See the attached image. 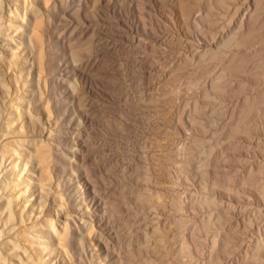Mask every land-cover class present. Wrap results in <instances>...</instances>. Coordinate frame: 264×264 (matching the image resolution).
<instances>
[{"label": "rangeland", "instance_id": "1", "mask_svg": "<svg viewBox=\"0 0 264 264\" xmlns=\"http://www.w3.org/2000/svg\"><path fill=\"white\" fill-rule=\"evenodd\" d=\"M7 1L8 2L6 3H9L12 6L15 0ZM188 1L191 2V4H189ZM188 1L39 0L36 4L38 6H35L33 0H31L30 2V5L35 7L40 6L42 12L44 11L42 15L44 19V27L46 29V33L49 34H46L47 38H44V44L47 48L44 53V63L40 62L39 58H37V52L35 50L30 51V49H26L25 47L24 53L21 54V56H28L34 61L32 64V69L26 72V74L29 73L27 77L28 80L24 81L23 84H26L34 89L36 87L37 80L39 81L38 87H40V90L45 96L43 98L45 104L41 111L42 120L47 127L49 140L51 141L50 143L52 145H57L62 152V158L59 160V162H57L56 165H52V163L50 162V166H48V172L46 173L44 179L45 185L43 186V189L45 195L43 206L45 217L50 222V219H55L54 214L56 212L64 210L65 206L72 208L71 203L76 199V197L81 196V194L85 195V191L87 188L94 187L95 189L94 194L92 195L93 199L89 198L86 200V207L88 208V210L93 212V214H91L90 222L93 226V229L98 232V236H100V239L88 237V232L86 231L81 235H74L69 246H67L65 243L58 245L56 242H54L55 250H58L60 254H62V258L66 261L67 264H86L89 259V255H86V252L89 248L94 249L95 247L98 248L97 252L101 254L100 262L102 264H156L157 262L158 264H197L198 262V264H264V250L253 248L256 247V242H264V213H262L264 212V204L260 202L262 199L264 200V191H261L264 190V112H261L262 107H264V99L259 97L260 95H262L261 92H264V59H261L263 60L262 62L259 58L260 56L261 58H264V54L262 53L264 51V22L261 21V19L259 21L256 20L259 19V15L260 18L264 17V7L261 6L264 5V1L260 0L263 4L261 2H256L259 0H251L252 2L246 0H239V2L238 0H231L232 3L230 0H221V3L217 0H213L214 2L211 0V2L213 3H211L209 0V2H207V0ZM222 1L225 4H229H224L225 6L223 7ZM203 2L205 5L206 3L207 5L208 3H211L210 5L212 6V8L209 5L208 7L210 9L208 7L207 8L211 13L213 12V15L215 14L216 16H211L212 14H210V12L206 10L207 5L205 6ZM255 2L258 5L257 11ZM197 3L200 5H197ZM219 3L220 5H222L220 6ZM177 4L179 7L177 6ZM193 4L195 5V7ZM233 4L235 5L233 6ZM259 5L261 6V8H263L260 9ZM227 6L228 8L231 7V11L229 12V14L226 13L228 12ZM232 6L238 10H236L235 8V10L232 9ZM246 6L249 12L251 11L250 8L253 9L255 7L253 10L255 13L253 11L250 13L248 12L251 17L250 15H247L248 13H246L248 11L247 8H245ZM183 8L185 9L184 11L182 10ZM197 8L202 10L200 11ZM141 9H143L144 11ZM192 9H195L197 12L195 11L194 14ZM213 9L217 10L214 12ZM175 10H178V13H176ZM180 10H182L181 12H183V15L185 14L184 16L179 15V13H181ZM223 10L226 14L223 12ZM221 12L223 15L221 14ZM257 12L259 13L258 15ZM137 13H139L138 15H140L141 17L138 16ZM200 13L203 14L202 17L199 15ZM205 13L208 14L205 15ZM216 13H218L219 15ZM252 15H254L253 17L255 18V20H252ZM205 16L208 17L205 19ZM219 16L220 18L218 19ZM142 17L144 19H142ZM184 17L188 18V21H186L187 19L184 20ZM200 17L201 19H199ZM216 18L218 22L215 20ZM242 18L244 19L242 20ZM246 18H252L251 24L247 23L248 20ZM45 19H47V21H45ZM190 19H195L199 25L195 23V20L192 21L195 24L190 23ZM210 19L214 21L211 22ZM229 19H231L230 22H228ZM240 19L241 22L243 21V25L241 24L242 27L249 26V29L252 31L251 33L248 34V32H250L247 30L248 28L244 30V32L247 33L246 35L245 33H241V25L239 24L241 23ZM223 20H226L227 22H224ZM141 21L144 22L142 23ZM205 21H207V23ZM260 21L261 23L263 22V26H261L260 24L263 29L258 26ZM213 22H215V24ZM248 22H250V20ZM17 23L20 22L18 21ZM204 23H206L208 27ZM254 23L255 26L252 27ZM188 24L190 26H188ZM217 24H220V26H217ZM250 25L252 28L250 27ZM195 26H197L198 28ZM141 27L147 28L141 29ZM213 27L216 28L214 29ZM220 27L223 28L221 29ZM237 27L240 28L238 29ZM254 27H257L258 32L259 30H262L263 32L260 31L262 34L260 32V34H256L257 31L254 30ZM236 28L237 33H241L240 35H238L239 33L236 34V36L238 35L241 38L234 36V32H230L231 29L232 31H234ZM13 29L16 30L15 27H7L6 23L0 24V42H2L3 38H5L3 33L10 35L15 34ZM146 30H148L149 32ZM226 31L229 33L226 34ZM208 32L209 34H207ZM131 33L133 35L132 37ZM230 33L233 34L232 36H230L231 38L235 37V39L233 38V40H235V42L233 41V43H235L236 45V42H240V45L242 44L241 47H237L239 43H237L236 46L233 45L232 40L227 36L226 39L229 40H227L225 44V35L229 36ZM252 33H254V35H258V37L255 35L257 37L256 40H261L256 43V40L253 39L255 36ZM242 34L243 36H241ZM248 35L252 36L249 37ZM219 36L222 37V41L224 40V43L221 42ZM244 36H247L248 38ZM133 37H135V39ZM139 38L140 40H138ZM236 38L241 39V41H238L239 39H237L236 41ZM246 39H250V41H247ZM133 40L135 41V43L132 42ZM191 41H193V43ZM214 41H216V43ZM228 41H230L231 43ZM249 42H251V44ZM244 43L245 45H243ZM248 43L253 47L249 46ZM224 44L226 45V48H224ZM230 44H232L234 48ZM229 45L231 46V48ZM257 45L261 46L258 48ZM1 47L2 46L0 44V49ZM203 47L205 50L203 49ZM209 47L211 48V50ZM261 47H263V49ZM189 48L192 49V52H189ZM213 48L216 49L214 50ZM196 49H198V51H196ZM250 49L254 50V54L257 52L255 56L252 55L253 50L252 52H249L251 51ZM258 49H260L261 52ZM231 50H233L234 52H231ZM237 50H239L240 53L237 52ZM246 50L250 53L251 56L249 55V53H246ZM202 51L205 53L203 54ZM142 52H144L145 54H143ZM236 52L237 54L239 53L238 55L236 54L238 58L231 54H235ZM183 53H186V55ZM210 53L212 54L211 56ZM244 53L247 54L245 57L246 59H248H243V62L248 61L245 64H243L242 59H240L241 61L239 60V58H243L241 55ZM258 53H262V55ZM230 54L231 56H234V59H236L234 60L233 56L232 58L229 57V59H227ZM38 56H40V54ZM252 56H254V58ZM204 58L207 61H205ZM225 58L226 62L224 60ZM230 58L235 62L232 60L231 64H229V60H231ZM250 58L262 63H259L258 65L260 66H258L257 62H254L257 66L255 69L256 71L253 70L255 65L252 66L253 63L252 60H249ZM201 59H204L205 62H203ZM227 60L229 63H227ZM143 62H145V64ZM174 63L176 64L174 65ZM221 63L224 67H231V69L227 68L229 69L228 71L226 68H222ZM235 63L238 65H236ZM211 64L216 65L212 66ZM227 64H229L230 66H226ZM232 64L236 65V67L239 68L241 66L242 72L239 68L235 70V66H233ZM242 64L244 66L248 65V68L246 66L245 68H247V70L249 71H247L246 69L244 70L248 73L243 72L244 66ZM162 65L165 66L163 67ZM175 67L177 69L179 67L180 69L177 70ZM218 67H220L221 69ZM224 69L229 73L231 71L232 74H227V72L225 73ZM251 69L255 71V73ZM199 70H201V72ZM191 71L193 72V74ZM206 71H209V73ZM238 71L241 72L240 74L247 76L248 79L247 77H243L242 75L237 73ZM250 71L253 73H251ZM257 71H259V73L262 75L261 77L259 73V76L256 74ZM249 72L251 73V75L253 74V76H255L256 74L257 77L255 76V78L253 79V76H251ZM5 73V70L3 71V69L0 68V81H3L8 87L7 89L11 90L13 88V80L9 81V77ZM175 74L178 75L175 76ZM23 75L25 76V72L23 73ZM24 76L22 78H24ZM192 76H194L195 80ZM226 76L227 78H229V76L231 77L230 79H227ZM197 77L199 81L197 80ZM221 77L222 82L221 79L218 82V78ZM258 77H260L261 79ZM172 78H174V80ZM184 78L188 80H184ZM237 78L239 79L236 80ZM209 79L213 82L217 80V83H221L218 84L222 85L220 86L221 88L219 87L218 89L222 90L223 87H225L224 90H222L224 92L214 89L217 88L218 85H216L217 83L215 82V87V85H212L213 82ZM224 79H227V81H225ZM249 79H252L253 81L249 82ZM255 79H258L259 82H256ZM239 81H242L240 82L241 85H246L247 83L245 88L243 87V90H239V88H241L240 84L238 85ZM243 81L247 82L244 84ZM262 81L263 83L259 84ZM223 82L227 83L223 84ZM179 83L180 85L178 87ZM228 83H231L232 86L231 84L227 85ZM250 83L255 84L250 86L252 89L254 88V90L247 87L250 85ZM208 84L212 85L211 88L210 86H208ZM194 85H196V87H194ZM234 86H236V90ZM22 87L23 86L20 85L19 89L22 90ZM187 87L192 89L190 90ZM228 87L232 89V94H230L231 91H228L230 89ZM167 89L169 91H167ZM258 89L262 90H260L261 92L259 91V96L255 95V93L258 92ZM4 90V88L0 87V92H3ZM187 90H190V92H188ZM216 90L218 91V93ZM253 91H255V93ZM203 92L205 94L208 92L207 94L209 96L207 94V96H204V94L202 95ZM252 92L254 93V95L251 96L250 94ZM165 93L167 94L164 95ZM223 93H225L226 95ZM235 93L238 94L236 95ZM234 94L236 96H234ZM246 94V99H248V96V100L251 99L250 104L251 102H254L253 100H255L254 98L256 97V101L254 103H257V107L256 104H253L254 106L247 105L249 101L247 100V102L245 98V101L243 99H240L241 96L242 98L243 96L246 97ZM176 95H178V97ZM250 97H253V100ZM257 97L261 98L262 100ZM209 98L213 100H210ZM235 98L237 100L235 101L240 107H242L243 105L245 107L249 106V108L253 109L254 107L255 109L261 108V111L259 109L257 110L259 112L255 111V109H251L250 113H254V111L255 113L252 114V116L254 117L250 116V118L254 119L251 123V126L257 125V129L260 126L262 128L260 127V129L258 130H251L247 128L245 125L246 122H251V119L249 120L248 118V114L246 116L248 120L247 118L245 119L247 121L245 122V127L243 129L242 127L238 126L239 122L236 125H233L234 123H236L235 121H238L237 118H234L237 116L236 112L238 108H240L239 106H237V103L234 102ZM149 99L152 101L150 102ZM260 100L261 102H263V104L261 103L263 106L259 104ZM221 101L224 102H222L223 105ZM242 101L246 102L247 104H243ZM226 103H232V107L229 104L227 105ZM185 104L187 105L185 106ZM191 104L193 106H197L196 108H194L195 110L197 109L196 112L194 111ZM209 105L212 106L209 107ZM199 106H201V110ZM213 106L215 107L214 111ZM217 106L218 108H216ZM208 108L210 109L208 110ZM223 108L228 109L227 112L231 111L230 113L228 112V114H232L233 117L231 115H226L227 112L223 111ZM232 108H234L235 110H233ZM182 111H184L185 113L182 114ZM222 111L225 114H221L223 113ZM233 112L235 116L233 115ZM256 112L260 114L261 117L258 116ZM188 113L191 115H188ZM255 114H257L258 118H256ZM218 115H221L222 117H219ZM223 115L224 120L227 121H225V123L223 120ZM227 116L231 117H229V119L227 120ZM186 117L188 118V120H192L191 124L189 123L190 120L189 122L188 120H186ZM209 118H212V121ZM230 119H234V123L231 124V122L233 121H231ZM207 122L209 123L206 124ZM255 122L259 123L254 124ZM231 125H233V127ZM235 126H237V128L240 127V129L238 128L239 132L244 129H247L250 132H247L246 130V132L244 133L242 131L244 135H242V133L241 135H239V132L236 133L234 131V129L236 128ZM228 128H230L229 130L231 133L229 132V130L227 131ZM251 128L253 129V127ZM222 129H224V132L222 131ZM252 131L256 132L254 133ZM224 133L227 134L224 135ZM249 133L251 134V137ZM226 135H228L229 137ZM236 135L240 137L238 138ZM194 138L196 139L194 140ZM240 138H245L247 140H241ZM250 138L251 140H249ZM208 139L210 142L208 141ZM238 139L241 140L240 145L242 146L240 147V142L233 143L238 141ZM197 140L198 142H196ZM227 142L229 143V145L227 144ZM214 144L215 146H213ZM233 144L236 146L238 145L237 151L235 150L236 146H234ZM176 145H178L176 147L177 150H175L176 148L174 149ZM246 145L248 147L245 149ZM208 148H211L213 151L211 149L209 150ZM218 149L220 151H218ZM260 149H262V151ZM258 150L260 151V153ZM209 152L212 154H210ZM211 155L216 159H213ZM238 156L241 158L239 159ZM221 157H224L223 161L227 159V162H219L220 159H222ZM255 158H257V160ZM175 159L180 160L176 161ZM203 161L206 163H203ZM183 162L186 165H184ZM208 162H211L210 164L212 165L214 163V169L212 168V165L208 164ZM205 164L206 167H203V165L205 166ZM255 164L259 167H256ZM198 165L201 166L199 167ZM249 165L254 168L253 170L250 167L253 171L249 169ZM261 168L263 170H261ZM256 169H259L260 173L257 174L258 171H255ZM249 170H251L252 173ZM211 172H213L214 174ZM224 173L226 176L224 175ZM213 175H216L217 177ZM184 176L187 177L185 178L187 179L186 181L185 179H182ZM243 178L246 182V185L248 184L247 186H245ZM254 180L257 183H255ZM236 184L239 185V188ZM253 184L257 186L253 187ZM48 185H50V187ZM258 185L260 189L262 188L261 190H257ZM57 186L62 189L61 196L58 195V192L56 190ZM210 186L211 188H209ZM226 186L227 189L225 190ZM230 186L231 189L233 188V191L230 189ZM156 189L159 194L155 191ZM235 191L236 194L234 193ZM256 192H258V196ZM260 192L262 194H260ZM209 195L212 197V199ZM199 197H202V200L204 201L202 202L201 198ZM207 197L211 200H209ZM59 199L62 200V203L60 204H58ZM185 201L187 202L184 203ZM242 205H244V207ZM255 206H257L259 210L255 211ZM162 207L164 208V210ZM227 208L230 210H227ZM253 210L256 214L253 212ZM213 211L216 213V215L215 213L209 214ZM253 213L255 216L253 215ZM219 215L221 216L220 219ZM211 216L214 218H212ZM202 220L205 222L202 223ZM216 220L218 222H216ZM247 221H249L250 223H248ZM190 225L193 227H191ZM204 227L207 230H205ZM192 228L194 229L193 231ZM233 230L235 233L233 232ZM222 231L224 234L222 233ZM227 231H230V233H232L233 235L231 234V236ZM226 235H229L231 239H229V236L227 237ZM188 237L192 243L188 241ZM219 238L222 239L219 240ZM240 239H242L241 242ZM227 240L229 241L227 242ZM230 240L232 244H230ZM222 241L224 242V246L229 242V244L231 245H228V247L230 246V249L225 246L227 250H224L225 247L222 246V251H225L224 254H222L221 251L219 252V250L221 249V245H223ZM253 249L257 250L256 254ZM215 251L216 253L214 254L213 252ZM213 254L214 256L218 255L215 256L216 259H214L215 257L213 256ZM257 256L259 257V259H257ZM217 258H219V261L217 260ZM247 258H250L251 260H247ZM252 258H254L255 261L254 259L252 260Z\"/></svg>", "mask_w": 264, "mask_h": 264}, {"label": "bare ground", "instance_id": "2", "mask_svg": "<svg viewBox=\"0 0 264 264\" xmlns=\"http://www.w3.org/2000/svg\"><path fill=\"white\" fill-rule=\"evenodd\" d=\"M38 1L39 0H33V2L35 3V6H38V5H36L37 3H38ZM166 1V0H165ZM188 1V0H187ZM186 0H184V2H187ZM190 1H192V0H190ZM205 1V0H204ZM210 2H211V0H209ZM208 0H207V2H209ZM213 1V0H212ZM216 1V0H215ZM218 2H220L221 3V0L219 1V0H217ZM223 1H225V0H223ZM223 1H222V4H223V7L225 6V5H228L229 3V1L227 2L228 4H225V3H223ZM231 1V0H230ZM234 1H236V0H234ZM243 1V0H242ZM246 1H250V2H252L251 0H246ZM254 1H256V0H254ZM264 1V0H263ZM6 2H8L7 0H0V24H3V23H6V25H7V27H15L16 28V30H14L13 29V31H14V33L15 34H12V35H10V34H5V33H3L4 34V36H5V38H3V41L2 42H0V44H1V49H0V68L1 69H3V71L5 70V74H7V76L9 77L8 79H9V81H12L13 80V88L11 89V90H9V89H7L8 87L5 85V83L3 82V81H0V87L1 88H4L5 90L3 91V92H0V264H67L66 263V261L62 258V254H60V252L57 250H55V247H54V242H56L58 245H60V244H63V243H65L67 246H69L70 245V242H71V240H72V237L74 236V235H81L83 232H88V237H93V238H96V239H100V236H98V232L97 231H95L94 229H93V226H92V224H91V222H90V218H91V214H93V212L92 211H90V210H88V208L86 207L87 205H86V200L87 199H93V197H92V195L94 194V191H95V189H94V187H91V188H87L86 189V194L85 195H82L81 194V196H78V197H76V199L71 203L72 204V208H70V207H68V206H65L64 207V210H61L60 212H56L55 214H54V216H55V219H50V222L47 220V218L45 217V213H44V206H43V203H44V195H45V192H44V189H43V186L45 185V182H44V179H45V176H46V173L48 172V166H50V162L52 163V165H56L57 164V162H59V160L62 158V152H61V150H60V148L57 146V145H52L50 142V140H49V136H48V131H47V127L45 126V123L43 122V120H42V115H41V111H42V109H43V107H44V104H45V101L43 100V98L45 97L44 96V94H43V92L40 90V87H38L39 85V81L37 80V84H36V87L35 88H37V89H32L30 86H28V85H26V84H23V82L24 81H27L28 80V74L29 73H27L26 74V72L28 71V70H31L32 69V64H33V59L31 58H29L28 56L26 57V56H21V54H23L24 53V50H25V47H26V49H30V51H36L37 52V58H39V60H40V62H42V63H44V53H45V50L47 49L46 47H45V44H44V38L46 37L47 38V35L49 34H47L46 33V29H45V25H44V19H43V17H42V15H43V12H42V10L40 9V6L39 7H35V6H32V5H30V2H31V0H15L14 1V3H13V5L11 6L9 3H6ZM178 2V1H177ZM189 2V1H188ZM214 2V1H213ZM213 2H211V3H213ZM238 2H239V0H238ZM257 3H259V2H261L260 0L259 1H256ZM256 2H255V6H256V11L258 10V5L256 4ZM143 3V2H142ZM193 3V2H192ZM206 3V2H205ZM210 3V4H211ZM220 3H219V5H220ZM231 3H232V1H231ZM236 3V2H235ZM262 3V2H261ZM261 3H260V5H261ZM151 4V3H150ZM189 4H191V2H189ZM203 4H204V2H203ZM202 4V5H203ZM209 3H208V5L212 8V6L210 5ZM221 4V5H222ZM225 4V5H224ZM240 4H242V3H240ZM244 4V3H243ZM247 4V3H246ZM263 4V3H262ZM187 5V4H186ZM194 5V4H193ZM197 5H200V4H198L197 3ZM205 5V4H204ZM206 5H207V3H206ZM205 5V6H206ZM208 5L206 6V10H208L209 11V7H208ZM217 5V4H216ZM220 5V6H221ZM235 4H233V6H234ZM259 5V8L260 9H262L263 7H264V5H261V6H263L262 8H261V6ZM150 6V5H149ZM177 6H178V4H177ZM181 6V5H180ZM220 6H219V8H220ZM232 6V7H233ZM236 6H238V5H236ZM248 6V5H247ZM247 6L245 7V8H247ZM254 6V5H253ZM179 7V6H178ZM182 7V6H181ZM180 7V8H181ZM190 7V6H189ZM194 7H195V5H194ZM198 7V6H197ZM200 7V6H199ZM209 9H208V8ZM217 7V6H216ZM143 8V7H142ZM153 8V7H152ZM185 8V7H184ZM182 9L183 11L185 10V9ZM191 8H192V5H191ZM222 8V7H221ZM230 8L231 7H229L228 8V6H227V9H228V12H226V13H228L229 14V12L231 11L230 10ZM235 7H233L232 9H234ZM255 8V7H254ZM254 8L252 9V8H250V12H252L253 10H254ZM137 9V8H136ZM145 9V8H144ZM176 9H177V7H176ZM197 9H199V8H197ZM215 9V8H214ZM213 9V10H214ZM223 9V8H222ZM226 9V10H227ZM236 9V8H235ZM234 9V10H235ZM138 10V9H137ZM141 10H143V9H141ZM169 10V9H168ZM182 10H180V12L182 11ZM190 10V9H189ZM193 10V9H192ZM191 10V11H192ZM200 10V9H199ZM199 10H198V13H199ZM202 10V9H201ZM200 10V11H201ZM217 10V9H216ZM216 10H214V12L216 11ZM233 10V11H234ZM236 10H238V9H236ZM242 10V9H241ZM244 10V9H243ZM247 10H248V8H247ZM144 11V10H143ZM174 11V10H173ZM176 11V10H175ZM178 11V10H177ZM176 11V13H178ZM195 9L193 10V12H194V14H195ZM212 11V10H211ZM219 11V10H218ZM259 11H263V10H259ZM137 12V11H136ZM146 12H149V11H146ZM197 12V11H196ZM210 12V11H209ZM223 12H224V10H223ZM238 12V11H237ZM245 12H246V10H245ZM249 12V10L246 12V13H248ZM249 12V13H250ZM254 12V11H253ZM140 13V12H139ZM139 13H137V15L139 14ZM144 13V12H143ZM182 13V14H181ZM181 13H179V15H183V12H181ZM188 13V12H187ZM186 13V14H187ZM202 13H203V11H202ZM202 13H200L199 15L202 17ZM213 13V12H212ZM211 12H210V14H212ZM225 13V12H224ZM225 13V14H226ZM247 14V15H250V14ZM255 13V12H254ZM264 13V12H263ZM262 13V14H263ZM151 14V13H150ZM154 14V13H153ZM197 14V13H196ZM208 14V13H207ZM206 13H205V15H207ZM216 14H218V13H216ZM221 14H222V12H221ZM231 14V13H230ZM259 13L257 12V15H258ZM261 14V13H260ZM141 15H143V14H141ZM185 15V14H184ZM183 15V16H184ZM189 15V14H188ZM219 15V14H218ZM223 15V14H222ZM241 15V14H240ZM138 16H140V15H138ZM151 16V15H150ZM155 16V15H154ZM182 16V17H183ZM196 16V15H195ZM211 16H216L215 14L213 15H211ZM210 16V17H211ZM229 16H231V15H229ZM228 16V17H229ZM244 16V15H243ZM243 16H241V17H243ZM245 16H246V14H245ZM254 15H252V17H253ZM264 16V15H263ZM141 17V16H140ZM178 17V16H177ZM181 17V18H182ZM186 17H189V16H186ZM191 17H192V15H191ZM201 17L199 18V19H201ZM208 17V16H207ZM206 16L204 17L205 19L207 18ZM224 17V16H223ZM222 17V18H223ZM228 17H225V18H228ZM240 17V18H241ZM248 17V16H247ZM250 17H251V15H250ZM262 17V16H261ZM156 18V17H155ZM193 18H194V16H193ZM196 18V17H195ZM213 18V17H212ZM215 18V17H214ZM220 18V16L218 17V19ZM142 19H144L143 17H142ZM151 19V18H150ZM159 19V18H158ZM180 19V18H179ZM185 19H187L186 21H188V18H185L184 17V20ZM209 19V18H208ZM208 19H207V21H208ZM224 19V18H223ZM244 18H242V20H243ZM247 19V18H246ZM252 19V18H251ZM250 18L249 19H247L248 21L250 20V22H248L247 20V23H250L251 24V21L252 20H255V18L253 17V19L251 20ZM261 19V21H263L264 22V17L263 18H260V15H259V19H256L257 21H259ZM263 19V20H262ZM146 20V19H145ZM181 20H183V19H181ZM193 20H195V19H190V23H194V22H192ZM203 20V19H202ZM216 21H217V18L215 19ZM227 20V19H226ZM224 21V22H227V21ZM230 20L231 19H229V21L228 22H230ZM237 20V19H236ZM20 22V23H17V22ZM45 21H47V19H45ZM157 21V20H156ZM162 21V20H161ZM204 21V20H203ZM207 21H205L206 23H207ZM210 21L212 22V21H214V20H211L210 19ZM215 21V22H216ZM222 21V22H223ZM233 21H235V20H233ZM238 21V20H237ZM256 21V22H257ZM261 21L259 22V24H258V26H260V24H261V26H263V22L261 23ZM13 22H16V23H13ZM142 22V21H141ZM144 22V21H143ZM142 22V23H143ZM183 22V21H182ZM215 22H213L214 24H215ZM218 22V21H217ZM240 22H241V19H240ZM255 22V21H254ZM162 23V22H161ZM186 23V22H185ZM188 23V22H187ZM195 23H197L196 22V20H195ZM194 23V24H195ZM201 23V22H200ZM203 23V22H202ZM206 23H204V24H206ZM208 23H209V21H208ZM173 24V23H172ZM191 24V25H192ZM198 24V23H197ZM196 24V25H197ZM223 24V23H222ZM231 24V23H230ZM240 25L242 24L243 25V21L241 22V23H239ZM238 24V25H239ZM253 24V23H252ZM142 25V24H141ZM199 25V24H198ZM212 25V24H211ZM220 26V24H217V26ZM238 25H236V26H238ZM242 25L240 26L241 27V29H240V31H241V33H245L244 32V30L246 29V28H248L247 30L248 31H250V32H248V34L249 33H251L252 31L249 29V26H247V27H242ZM247 25V24H246ZM249 25V24H248ZM47 26V25H46ZM152 26V25H151ZM188 26H190L189 24H188ZM206 26H207V24H206ZM210 26V25H209ZM222 26V25H221ZM230 26V25H229ZM253 26H255V23H254V25H252V27ZM257 26V25H256ZM260 26V27H261ZM194 27V26H193ZM195 27H197V26H195ZM200 27V26H199ZM208 27V26H207ZM227 27V26H226ZM232 27V26H231ZM234 27V26H233ZM239 27V28H240ZM250 27H251V25H250ZM251 27V28H252ZM48 28V27H47ZM142 28H144V27H141V29ZM147 27H145L144 29H146ZM154 28V27H153ZM187 28V27H186ZM198 28V27H197ZM201 28V27H200ZM214 28V27H213ZM216 28V27H215ZM214 28V29H215ZM221 28V27H220ZM223 28V27H222ZM221 28V29H222ZM229 28V27H228ZM238 28V27H237ZM237 28L234 30V31H232V29H231V31L230 32H234V36H236V34H238L237 33ZM238 28V29H239ZM255 29L254 30H258L257 29V27H254ZM262 29H263V27H261ZM161 29V28H160ZM197 30V29H196ZM217 30V29H216ZM246 30V31H247ZM253 30V29H252ZM48 31V30H47ZM145 31V30H144ZM146 31H148V30H146ZM201 31V30H200ZM205 31V30H204ZM209 31V30H208ZM213 31V30H212ZM256 31H254V32H256ZM260 31H262V30H259V32ZM49 32V31H48ZM149 32V31H148ZM148 32H146V33H148ZM152 32V31H151ZM202 32V31H201ZM227 32V31H226ZM236 32V33H235ZM258 31H257V33L256 34H258L259 33ZM263 32V31H262ZM190 33V32H189ZM198 33H199V30H198ZM205 33V32H204ZM211 33V32H210ZM229 32H227L226 34H228ZM241 33H239L238 35H240ZM261 33V32H260ZM259 33V34H260ZM0 34H1V32H0ZM33 34V35H32ZM47 34V35H46ZM157 34V33H156ZM207 34H209V32L207 33ZM247 33H245V35H246ZM253 35H254V33H252ZM255 34V35H256ZM262 34V33H261ZM263 34H264V32H263ZM203 35H205V34H203ZM213 35V34H212ZM233 34H231L230 33V35L228 36V35H225V44H226V41L227 40H229V39H231L232 40V43H233V41L235 42V40H233V38L235 39V37H233V38H231L230 36H232ZM236 36V37H240V36ZM254 35V36H255ZM128 36V35H127ZM133 35H132V33H131V37H132ZM230 37L229 39H226L227 37ZM241 36H243V34L241 35ZM249 36V35H248ZM252 35H250L249 37H251ZM257 37H258V35H256ZM254 37L253 39H257V37ZM263 36V35H262ZM261 36V37H262ZM130 37V38H131ZM163 37V36H162ZM212 37V36H211ZM220 37V36H219ZM223 37H224V34H223ZM244 37H247V36H244ZM264 37V36H263ZM129 38V37H128ZM134 39H135V37H133ZM179 38V37H178ZM241 38V37H240ZM248 38V37H247ZM132 39V38H131ZM130 39V40H131ZM220 40H221V42L222 43H224V40L222 41V37H220L219 38ZM237 39H239V38H236V41H237ZM244 39V38H243ZM253 39H251V40H253ZM138 40H140V38L138 39ZM162 40H163V38H162ZM185 40V39H184ZM230 40V41H231ZM247 40V39H246ZM255 40H253V41H255ZM259 40H261V39H258V40H256V43L259 41ZM263 40V39H262ZM137 41V40H136ZM159 41V40H158ZM217 41V40H216ZM216 41H214L215 43H216ZM230 41H228V42H230ZM238 41H241V39H239ZM247 41H250V39L249 40H247ZM132 42H134L135 43V41L133 40ZM145 42V41H144ZM192 43H193V41H191ZM245 42V41H244ZM261 42V41H260ZM153 43V42H152ZM215 43H213V44H215ZM221 43V44H222ZM231 43V42H230ZM237 43H239L238 45H237ZM250 44H251V42H249ZM248 43V44H249ZM253 43H255V42H253ZM252 43V44H253ZM262 43V42H261ZM263 43H264V41H263ZM129 44V43H128ZM147 44H149V43H147ZM146 44V45H147ZM151 44V43H150ZM178 44V43H177ZM217 44H218V42H217ZM224 44V45H225ZM228 44V43H227ZM247 44V43H246ZM249 44V46H252V45H250ZM135 45V44H134ZM137 45V44H136ZM140 45V44H139ZM143 45V44H142ZM162 45V44H161ZM199 45V44H198ZM224 45H222V46H224ZM230 45H232V44H230ZM229 45V46H230ZM233 45H235V43H233ZM232 45V46H233ZM236 45H237V47H241V45H240V42H236ZM235 45V46H236ZM243 45H245V43L243 44ZM132 46V45H131ZM155 46V45H154ZM158 46H159V44H158ZM219 46V45H218ZM258 46V48L261 46H259V45H257ZM262 46H263V44H262ZM138 47V46H137ZM145 47V46H144ZM152 47V46H151ZM245 47V46H244ZM253 47V46H252ZM254 47H256V46H254ZM206 48V47H205ZM208 48V47H207ZM210 48V47H209ZM221 48V47H220ZM224 48H226V45H225V47ZM230 48H231V46H230ZM233 48H234V46H233ZM246 48V47H245ZM262 49H263V47H261ZM190 49V48H189ZM203 49H204V47H203ZM202 49V50H203ZM214 49V48H213ZM216 49V48H215ZM214 49V50H215ZM228 49V48H227ZM244 49V48H243ZM191 50V51H190ZM189 50V52H192V49H190ZM200 50V49H199ZM205 50V49H204ZM210 50H211V48H210ZM217 50H218V47H217ZM248 50V49H247ZM247 50H246V53L248 54L249 52H252V50L251 51H249V52H247ZM259 51H260V49H258ZM135 51V50H134ZM133 51V52H134ZM196 51H198V49H196ZM242 51V50H241ZM188 52V51H187ZM203 52V51H202ZM201 52V53H202ZM221 52V51H220ZM219 52V53H220ZM231 52H234L233 50H231ZM237 52H239V50H237ZM237 52L234 54V53H231V54H233L236 58H238V56H236V54H237ZM244 52V51H243ZM261 52V51H260ZM143 54H145L144 52H142ZM198 53V52H197ZM205 52H203V54H204ZM207 53V52H206ZM216 53V52H215ZM218 53V54H219ZM224 53V52H223ZM226 53V52H225ZM240 53V52H239ZM238 53V54H239ZM253 53V54H252ZM251 54L252 55H256V53L254 54V50H253V52H252ZM263 54H264V51L262 52ZM262 53H258V54H260V55H262ZM40 54V56H38ZM183 54H185L186 55V53H183ZM192 54V53H191ZM200 54V53H199ZM198 54V55H199ZM203 54H202V56H203ZM231 54L228 56V58L227 59H229V57H231L232 58V56H231ZM237 54V55H238ZM245 54V53H244ZM242 54L241 56L243 57V58H239V60L240 59H242V62H243V59H246V55L247 54ZM135 55V54H134ZM149 55V54H148ZM212 54L210 53V56H211ZM216 55V54H215ZM223 55V54H222ZM249 55H250V53H249ZM248 55V56H249ZM167 56H168V54H167ZM188 56V55H187ZM201 56V57H202ZM234 56H233V59H234ZM251 56V55H250ZM254 56H252L253 58H254ZM163 57V56H162ZM165 57V56H164ZM181 57V56H180ZM189 57V56H188ZM198 57H200V56H198ZM219 57V56H218ZM226 57V56H225ZM240 57V56H239ZM245 57V58H244ZM257 57V56H256ZM184 58V57H183ZM187 58V57H186ZM190 58V57H189ZM203 58V57H202ZM206 58V57H205ZM204 58V59H205ZM211 58V57H210ZM230 58V59H231ZM235 58V59H236ZM247 58H249V57H247ZM260 58V60L261 59H264L263 57L261 58V56L259 57ZM151 59H152V57H151ZM178 59V58H177ZM204 59H201L203 62H205V61H207L206 59H205V61H204ZM233 59H231V60H229V62H228V60H227V63H229V64H231V62H232V60ZM234 59V60H235ZM255 59H257V58H255ZM155 60V59H154ZM187 60V59H186ZM192 60V59H191ZM210 60V59H209ZM225 60V62H226V58L224 59ZM233 60V61H234ZM238 60V59H237ZM246 60H248V59H246ZM249 60H252L251 58L249 59ZM254 60V59H253ZM252 60V66H254L255 65V67H254V69L253 70H255L256 69V62H257V65L260 63V62H258V61H256V60H254L253 61ZM259 60V61H260ZM136 61V60H135ZM140 61V60H139ZM241 61V60H240ZM256 61V62H255ZM262 62H263V60H261ZM168 62H170V61H168ZM179 62V61H178ZM186 62V61H185ZM193 62V61H192ZM196 62V61H195ZM224 62V61H223ZM235 62V61H234ZM233 62V63H234ZM237 62V61H236ZM248 62V61H247ZM247 62H243V64H245V63H247ZM251 62V61H250ZM255 62V63H254ZM144 64H145V62H143ZM197 63H198V61H197ZM201 63V62H200ZM216 63V62H215ZM238 63H239V61H238ZM264 63V62H263ZM37 64H38V62H37ZM176 63H174V65H175ZM178 64V63H177ZM190 64V63H189ZM202 64V63H201ZM205 64V63H204ZM226 64V63H225ZM229 64H227L226 66H228ZM236 64V63H235ZM242 64V65H243ZM260 64H262V63H260ZM137 65H139V64H137ZM183 65V64H182ZM185 65V64H184ZM193 65H194V63H193ZM212 65V64H211ZM213 65H216V64H213ZM212 65V66H213ZM221 65H222V68L224 67L223 66V64L221 63ZM233 65V64H232ZM231 65V66H232ZM236 65H238V64H236ZM236 65H233V66H235V70L237 69V68H239V67H236ZM241 65V64H240ZM248 65H249V63H248ZM247 65V66H248ZM251 65V64H250ZM159 66H161V65H159ZM163 66V65H162ZM165 66V65H164ZM163 66V67H164ZM178 66V65H177ZM189 66V65H188ZM192 66V65H191ZM211 66V67H212ZM230 66V65H229ZM244 66V65H243ZM246 66V65H245ZM245 66H244V69H243V72H246V73H248L247 71H249V70H247V68H245ZM258 66H260V65H258ZM137 67V66H136ZM162 67V68H163ZM205 67V66H204ZM261 67H262V65H261ZM261 67H259V68H261ZM264 67V66H263ZM135 68V67H134ZM172 68V67H171ZM176 68V67H175ZM190 68V67H189ZM213 68V67H212ZM218 68H220V67H218ZM224 68H229V67H224ZM253 68V67H252ZM138 69V68H137ZM177 69V68H176ZM178 69H180L179 67H178ZM177 69V70H178ZM202 69V68H201ZM209 69H210V65H209ZM216 69H217V67H216ZM221 69V68H220ZM229 69H231V67L229 68ZM229 69H227L228 71H229ZM233 69V68H232ZM233 69V70H234ZM240 71H241V66H240ZM238 69V70H239ZM247 70V71H244V70ZM250 69V68H249ZM258 69V68H257ZM141 70V69H140ZM163 70V69H162ZM174 70V69H173ZM184 70V69H183ZM205 70V69H204ZM252 70V69H251ZM252 70V71H253ZM260 70V69H259ZM262 70V69H261ZM157 71V70H156ZM169 71V70H168ZM182 71V70H181ZM200 72H201V70H199ZM209 71H211V70H209ZM209 71H206V72H208L209 73ZM222 71V70H221ZM224 71H225V69H224ZM240 71H238L237 73H241ZM256 71V70H255ZM255 71H253L254 73H255ZM25 72V76L23 75V73ZM151 72V71H150ZM192 72V71H191ZM215 72V71H214ZM217 72V71H216ZM227 71H225V73H226ZM251 72V71H250ZM249 72V74L251 75V73H253V72H251L250 73ZM142 73V72H141ZM182 73V72H181ZM189 73V72H188ZM195 73V72H194ZM199 73V72H198ZM205 73V72H204ZM204 73H202V74H204ZM229 72H227V74H228ZM230 73H231V71H230ZM229 73V74H230ZM235 73V72H234ZM259 71H257V75L259 76ZM154 74V73H153ZM192 74H193V72H192ZM219 74V73H218ZM221 74V73H220ZM232 74V73H231ZM244 74V73H243ZM249 74H248V76H249ZM255 74V76L257 77V75ZM264 74V73H263ZM140 75V74H139ZM157 75V74H156ZM178 75V74H177ZM176 74H175V76H177ZM186 75H187V72H186ZM225 75V74H224ZM240 75H242V74H240ZM24 76V78H22ZM168 76V75H167ZM208 76V75H207ZM233 76V75H232ZM243 77H247V76H244V75H242ZM251 76H253V74L251 75ZM250 76V77H251ZM255 76H253V79L255 78ZM262 75L260 74V77H261ZM181 77V76H180ZM193 77V79L195 80V78H194V76H192ZM196 77V76H195ZM230 77L231 76H229V78H227V76H226V78L227 79H230ZM238 77V76H237ZM240 77V76H239ZM260 77H258V78H260ZM142 78V77H141ZM179 78V77H178ZM177 78V79H178ZM207 78V77H206ZM223 78H224V76H223ZM241 78V77H240ZM252 78V77H251ZM173 80H174V78H172ZM186 78H184V80H185ZM192 79V78H191ZM201 79V78H200ZM215 79H216V77H215ZM219 80H218V82L220 81V79H221V82H222V77L221 78H218ZM227 79L225 80V81H227ZM239 78H237L236 80H238ZM243 79V78H242ZM246 79V78H245ZM247 79H248V77H247ZM261 79V78H260ZM179 80V79H178ZM186 80H188V79H186ZM197 80H198V77H197ZM210 80V79H209ZM250 80V79H249ZM262 80H263V77H262ZM176 81V80H175ZM190 81V80H189ZM192 81V80H191ZM199 81V80H198ZM197 81V82H198ZM210 81H212V80H210ZM251 81H253L252 79L249 81V82H251ZM255 81L256 82H259L258 81V79H255ZM254 81V82H255ZM213 82V81H212ZM217 83V80H215L213 83H212V85H215L216 83ZM240 82H242V81H239V83H238V85L240 84V86H241V88H239V90L240 89H244L245 88V86L247 85V81H243L244 82V84L246 83V85H241V83ZM19 83V84H18ZM177 83V82H176ZM181 83H183V82H181ZM184 83H185V81H184ZM202 83V82H201ZM224 83H227V82H223V84ZM233 83H235V82H233ZM261 83H263V81L262 82H260L259 84H261ZM163 84V83H162ZM187 84H189V83H187ZM218 84H221V83H217L216 85H218ZM229 84H231V83H228L227 85H229ZM254 84V83H253ZM253 84H251L250 83V85L249 86H247L248 88H251L250 86L251 85H253ZM258 84V85H259ZM264 84V83H263ZM262 84V85H263ZM20 85H22L23 87H22V90H20L19 89V86ZM173 85V84H172ZM179 85H180V83L178 84V87H179ZM182 85V84H181ZM212 85H209L208 84V86H210V88H211V86ZM216 85H215V87H216ZM255 85V84H254ZM176 86V85H175ZM190 86V85H189ZM197 86H198V84H197ZM220 86H222V85H218V87L217 88H214V89H217L218 91H220L221 89H218ZM224 86V85H223ZM226 86V85H225ZM231 86H232V84H231ZM173 87V86H172ZM193 87V86H192ZM194 87H196V85H194ZM244 87V88H243ZM252 87H254V86H252ZM261 87V86H260ZM259 87V88H260ZM159 88V87H158ZM169 88H170V86H169ZM187 88H189V87H187ZM221 88V87H220ZM224 88L225 87H223V89L222 90H224ZM228 88H230V87H228ZM233 88V87H232ZM234 88H235V90L237 89L236 88V86H234ZM262 88V87H261ZM264 88V87H263ZM262 88V89H263ZM176 89V88H175ZM190 89V88H189ZM192 89V88H191ZM190 89V90H191ZM206 89V88H205ZM252 89V88H251ZM145 90V89H144ZM149 90V89H148ZM184 90V89H183ZM190 90L188 91V92H190ZM194 90V89H193ZM212 90V89H211ZM216 90V91H217ZM221 90V91H222ZM226 90H227V88H226ZM232 89L230 88L228 91L230 92ZM235 90H234V92H235ZM252 90H254V88L252 89ZM261 89H258L257 91L258 92H256L255 93V91H253L254 93H255V95H258L259 96V91H260ZM264 90V89H263ZM167 91H169L168 89H167ZM175 91V90H174ZM218 91H217V93H218ZM248 91V90H247ZM262 91V90H261ZM260 91V92H261ZM148 92V91H147ZM222 92H224V91H222ZM228 92V93H229ZM232 92L233 91H231L230 92V94H232ZM236 92H238V91H236ZM243 92V91H242ZM241 92V93H242ZM252 92V93H253ZM163 93V92H162ZM170 93V92H169ZM168 93V94H169ZM175 93V92H174ZM177 93V92H176ZM179 93V92H178ZM182 93V92H181ZM208 93V92H207ZM206 93V94H207ZM239 93H240V91H239ZM250 94L251 96L252 95H254V93L253 94ZM167 93H165L164 95H166ZM204 94V96L206 95L204 92L202 93V95ZM223 94H225V93H223ZM236 94V93H235ZM234 94V96H236ZM249 94V93H248ZM261 94L262 95H260L259 97H261V98H263L264 99V97H262V96H264L263 94H264V92L262 93L261 92ZM161 95V94H160ZM159 95V96H160ZM163 95V94H162ZM184 95V94H183ZM198 95V94H197ZM208 95V94H207ZM206 95V96H207ZM220 95V94H219ZM226 95V94H225ZM177 97H178V95H176ZM187 96H188V94H187ZM191 96V95H190ZM196 96V95H195ZM209 96V95H208ZM216 96V95H215ZM233 96V95H232ZM239 96H241V95H239ZM158 97V96H157ZM156 97V98H157ZM199 97V96H198ZM200 97H202V96H200ZM210 97H211V95H210ZM254 97V96H253ZM253 97H250V98H252V100H253ZM259 97H257V98H259ZM204 98V97H203ZM220 98H221V96H220ZM229 98V97H228ZM247 98V94H246V97L245 96H243V98H242V96H241V100L243 99L244 101H245V99ZM261 98H259V99H261ZM194 99V98H193ZM208 99V98H207ZM210 100H213V99H211V98H209ZM238 99V98H237ZM239 99V100H240ZM248 99H249V96H248ZM248 99H246V101L248 100ZM255 100H253L254 102L256 101V97L254 98ZM258 99V100H259ZM150 100V99H149ZM190 100V99H189ZM192 100V99H191ZM205 100H206V98H205ZM236 100V98L234 99V102H236L235 101ZM262 100V99H261ZM261 100H260V102H259V104L260 105H262L263 104V102H261ZM152 100H150V102H151ZM249 101V103L247 104L246 102H243V104L245 103V104H247V105H250V106H254L255 104H256V107L258 106L257 105V103H254V102H251V104H250V101H251V99L250 100H248ZM247 101V102H248ZM186 102H187V100H186ZM195 102V101H194ZM219 102V101H218ZM223 101H221V103H222ZM233 102V103H234ZM241 102V103H242ZM215 103V102H214ZM224 103V102H223ZM223 103H222V105H223ZM237 103V102H236ZM240 103V104H241ZM262 103V104H261ZM162 104V103H161ZM188 104V103H187ZM187 104H185V106L187 105ZM189 104H190V101H189ZM193 104V103H192ZM191 104V105H192ZM218 104V103H217ZM220 104V103H219ZM227 104V103H226ZM229 104V103H228ZM227 104V105H228ZM232 104V103H231ZM231 104H229L230 106H231ZM235 104V103H234ZM233 104V105H234ZM254 104V105H253ZM226 105V106H227ZM242 105V104H241ZM259 105V106H260ZM193 106V105H192ZM195 106V107H194ZM193 106V109L194 108H196L197 106L196 105H194ZM212 106V105H211ZM210 105H209V107H211ZM221 106V105H220ZM235 106V105H234ZM237 106H239L238 105V103H237ZM263 106V105H262ZM200 107V110H201V106H199ZM214 107V106H213ZM223 107V106H222ZM232 107V106H231ZM240 107V106H239ZM192 108V107H191ZM216 108H218V106L216 107ZM226 108H229V107H226ZM263 108L264 107H262V111H261V108L259 109L261 112H264L263 111ZM177 109V108H176ZM183 109V108H182ZM187 109V108H186ZM192 109V110H193ZM199 109V108H198ZM210 108H208V110H209ZM214 109H215V107L213 108V111H214ZM219 109H220V107H219ZM224 109V108H223ZM231 109V108H230ZM229 109V110H230ZM233 110H235L234 108H232ZM251 109H253V108H249V106L248 107H245V106H243L242 105V107H240V108H238V110H237V112H236V117L234 118V119H236L237 118V120L238 121H235L236 123H234V119L233 120H231V121H233V122H231V124L232 123H234L233 125H236L238 122V126H240V127H242V129L245 127L244 126V124H245V122L248 120V118H249V120L251 119V122L249 123V122H246V127L247 128H249V129H251V130H258V129H260V127L257 129V125H254V126H256V127H254V126H251V123L253 122V118H250V116L251 117H254V116H252V114H254L255 113V111H257L258 109H255V107H254V109H255V111H254V113H250V110ZM253 109V110H254ZM197 110V109H196ZM196 110L194 109V111L196 112ZM227 110L228 109H224L223 111H226L227 112ZM252 110V111H253ZM185 111V110H184ZM184 111H182V114L183 113H185ZM188 111V110H187ZM191 111V110H190ZM194 111H193V113H194ZM211 111V110H210ZM218 111V110H217ZM222 111V112H223ZM173 112V111H172ZM189 112V111H188ZM209 112V111H208ZM229 112V111H228ZM228 112L226 113V115H231L232 116V114H228ZM231 112V111H230ZM229 112V113H230ZM249 112V113H248ZM257 112H259V111H257ZM256 112V113H257ZM210 113V112H209ZM221 113V112H220ZM182 114H181V116H182ZM211 114V113H210ZM219 114V113H218ZM221 114H225L224 112L223 113H221ZM247 114H248V118L246 117L247 116ZM258 114V113H257ZM257 114H255V116H256V118H258V116H260V114H258V116H257ZM261 114H263V113H261ZM164 115V114H163ZM188 115H191V114H189L188 113ZM205 115V114H204ZM209 115V114H208ZM217 115V114H216ZM215 115V116H216ZM233 115L235 116V114H234V112H233ZM173 116V115H172ZM185 116V115H184ZM187 116V115H186ZM219 117L221 116V115H218ZM231 116H227L228 118H227V120L229 119V117H231ZM263 116V115H262ZM188 117H190V116H188ZM222 117V116H221ZM233 117V116H232ZM261 117V116H260ZM180 118V117H179ZM187 118V117H186ZM247 118V120H245ZM177 119V118H176ZM210 120L212 119V118H209ZM263 119V118H262ZM182 120V119H181ZM186 120H188V118L186 119ZM185 120V121H186ZM190 120V119H189ZM189 120H188V122H189ZM202 120V119H201ZM209 120V121H210ZM223 120H224V115H223ZM212 121V120H211ZM217 121V120H216ZM225 121L226 120H224V123H225ZM259 121H260V118H259ZM263 121V120H262ZM191 122H192V120H190V124H191ZM196 122V121H195ZM227 122V121H226ZM264 122V121H263ZM188 123V124H189ZM194 123V122H193ZM209 122H207L206 124H208ZM213 123H214V121H213ZM213 123H212V125H213ZM230 123V122H229ZM258 124L259 122H255L254 124ZM182 124V123H181ZM198 124V123H197ZM223 124V123H222ZM247 124H250V125H247ZM214 125H215V123H214ZM224 125V124H223ZM233 125H231L232 127H233ZM182 126V125H181ZM204 126V125H203ZM218 126V125H217ZM216 126V127H217ZM189 127H191V126H189ZM193 127V126H192ZM199 127V126H198ZM200 127H201V125H200ZM213 127V126H212ZM215 127V126H214ZM225 127V126H224ZM236 128H237V126H235ZM240 127H238L239 129H240ZM251 127H253V129L251 128ZM204 128V127H203ZM205 128H207V127H205ZM234 129V131L237 133V132H239L238 130V128L237 129ZM262 128V127H261ZM218 129V128H217ZM230 128H228L227 129V131L229 130ZM185 130V129H184ZM187 130V129H186ZM245 130V129H244ZM244 130H242L244 133L246 132V130L244 131ZM222 131L224 132V129H222ZM234 131H233V133H234ZM241 131V130H240ZM242 131L241 132H239V135H241V133H242ZM196 132V131H195ZM211 132H213V131H211ZM210 132V133H211ZM217 132V131H216ZM219 132V131H218ZM229 132H230V130H229ZM247 132H250L249 130H247ZM252 132H256V131H252ZM220 133V132H219ZM231 133V132H230ZM232 133V134H233ZM235 133V134H236ZM177 134V133H176ZM203 134V133H202ZM225 134H227V133H224V135ZM247 134V133H246ZM245 134V135H246ZM250 134V133H249ZM257 134V133H256ZM209 135V134H208ZM210 135H212V134H210ZM215 135V134H214ZM213 135V136H214ZM216 135H217V133H216ZM219 135V134H218ZM242 135H244L243 133H242ZM255 135V134H254ZM180 136V135H179ZM226 136H228V135H226ZM237 137H238V135H236ZM235 136V137H236ZM253 136V135H252ZM187 137V136H186ZM193 137V136H192ZM223 137V136H222ZM229 137V136H228ZM236 137V138H237ZM240 137V136H239ZM238 137V138H239ZM250 137H251V134H250ZM259 137V136H258ZM263 137H264V135H263ZM262 137V138H263ZM199 138H201V137H199ZM204 138V137H203ZM205 138H206V136H205ZM210 138H212V137H210ZM220 138H221V136H220ZM248 138H249V135H248ZM193 139V138H192ZM196 138H194V140H195ZM214 139V138H213ZM241 140L243 139V138H240ZM240 139H238V141H236V142H233V143H237V142H240L239 143V147L240 146H242V145H240L241 144V140ZM245 139V138H244ZM243 139V140H244ZM258 139V138H257ZM180 140V139H179ZM182 140H184V139H182ZM201 140V139H200ZM199 140V141H200ZM203 140H205V139H203ZM212 140V139H211ZM215 140V139H214ZM231 140V139H230ZM236 140V139H235ZM245 140H247V139H245ZM249 140H251V138L249 139ZM188 141V140H187ZM208 141H209V139H208ZM217 141H218V138H217ZM219 141H220V139H219ZM234 141V140H233ZM255 141V140H254ZM183 142V141H182ZM194 142V141H193ZM196 142H198V140L196 141ZM207 142V141H206ZM210 142V141H209ZM215 142V141H214ZM256 142V141H255ZM259 142H261V141H259ZM173 143V142H172ZM175 143V142H174ZM180 143V142H179ZM189 143V142H188ZM187 143V144H188ZM221 143V142H220ZM264 143V142H263ZM190 144V143H189ZM195 144V143H194ZM193 144V145H194ZM198 144V143H197ZM211 144V143H210ZM227 144L229 145V143L227 142ZM226 144V145H227ZM242 144H244V143H242ZM256 144V143H255ZM261 144V143H260ZM180 145V144H179ZM199 145V144H198ZM234 145V144H233ZM232 145V146H233ZM247 145H249V144H247ZM245 146V149L248 147V146ZM258 145H259V143H258ZM262 145V144H261ZM167 146V145H166ZM169 146H170V144H169ZM178 145H176L175 147H174V149L177 147ZM195 146V145H194ZM203 146V145H202ZM212 146V145H211ZM213 146H215V144L213 145ZM220 146V145H219ZM231 146V147H232ZM234 146H236V145H234ZM238 146V145H237ZM237 146L234 148L236 151H237ZM257 146V145H256ZM180 147V146H179ZM182 147V146H181ZM196 147V146H195ZM206 147V146H205ZM201 148V147H200ZM215 148V147H214ZM216 148H217V146H216ZM220 148V147H219ZM230 148V147H229ZM229 148H228V151H229ZM242 148V147H241ZM253 148V147H252ZM251 148V149H252ZM205 149V148H204ZM204 149H203V151H204ZM209 149V148H208ZM211 149V148H210ZM209 149V150H210ZM233 149V150H234ZM240 149V148H239ZM239 149H238V151H239ZM249 149V148H248ZM247 149V150H248ZM175 150H177V148L175 149ZM175 150H173V151H175ZM179 150V149H178ZM188 150H190V149H188ZM199 150V149H198ZM202 150V149H201ZM212 150V149H211ZM223 150V149H222ZM227 150V149H226ZM225 150V151H226ZM235 150H234V152H235ZM261 151H262V149H260ZM75 151V150H74ZM208 151V150H207ZM213 151V150H212ZM211 151V152H212ZM217 151V150H216ZM218 151H220L219 149H218ZM241 151H242V149H241ZM245 151V150H244ZM253 151V150H252ZM259 151V150H258ZM264 151V150H263ZM181 152H183V151H181ZM257 152V151H256ZM174 153V152H173ZM176 153H177V151H176ZM192 153V152H191ZM210 153V152H209ZM220 153H222V152H220ZM236 153V152H235ZM259 153H260V151H259ZM258 153V154H259ZM183 154V153H182ZM208 154V153H207ZM210 154H212V153H210ZM224 154V153H223ZM240 154H242V153H240ZM248 154V153H247ZM257 154V153H256ZM262 154H263V152H262ZM174 155V154H173ZM185 155V154H184ZM197 155V154H196ZM221 155V154H220ZM239 155V154H238ZM264 155V154H263ZM175 156V155H174ZM207 156V155H206ZM210 156V155H209ZM223 156H225V155H223ZM194 157V156H193ZM192 157V158H193ZM211 157H212V155H211ZM230 157V156H229ZM241 157H242V155H241ZM241 157H239L238 156V158L240 159ZM260 157V156H259ZM171 158H173V157H171ZM199 158V157H198ZM213 158V157H212ZM222 158V157H221ZM224 158V157H223ZM223 158L222 159H220V161L219 162H221V161H223ZM232 158V157H231ZM258 158V157H257ZM257 158H255L256 160H257ZM204 159V158H203ZM213 159H216V158H213ZM219 159V158H218ZM234 159V158H233ZM171 160V159H170ZM174 160V159H173ZM176 161H178V160H180V159H175ZM208 160V159H207ZM227 160V159H226ZM226 160H224L223 162H225ZM237 160V159H236ZM194 161V160H193ZM192 161V162H193ZM195 161H196V159H195ZM210 161V160H209ZM216 161V160H215ZM235 161V160H234ZM260 161V160H259ZM211 162H212V160H211ZM211 162H208V164H210ZM227 162V161H226ZM225 162V163H226ZM173 163V162H172ZM184 163V162H183ZM182 163V164H183ZM203 163H206V162H204L203 161ZM174 164V163H173ZM175 164H177V163H175ZM194 164V163H193ZM197 164V163H196ZM195 164V165H196ZM184 165H186L185 163H184ZM183 165V166H184ZM190 165V164H189ZM194 165V166H195ZM210 165H212V164H210ZM213 165H214V163H213ZM213 165H212V168H213ZM260 165V164H259ZM262 165V164H261ZM180 166V165H179ZM197 166V165H196ZM199 167L201 166V165H198ZM246 166V165H245ZM255 166H256V164H255ZM258 166V165H257ZM256 166V167H257ZM198 167V168H199ZM203 167H206V164H205V166L203 165ZM251 166L249 165V169H253L254 170V168L253 167H251ZM259 167V166H258ZM209 168V167H208ZM211 168V167H210ZM211 168V169H212ZM225 168V167H224ZM236 168H238V167H236ZM181 169H183V168H181ZM201 169H203V168H201ZM214 169V168H213ZM216 169V168H215ZM218 169V168H217ZM251 169V170H252ZM188 170H190V169H188ZM224 170V169H223ZM236 170V169H235ZM246 170V169H245ZM251 170H249L251 173H252V171ZM261 170H263L262 168H261ZM174 171V170H173ZM176 171V170H175ZM179 171V170H178ZM183 171V170H182ZM202 171V170H201ZM212 171V170H211ZM255 171H258L257 172V174L258 173H260L259 171V169L257 170H255ZM180 172V171H179ZM197 172H198V170H197ZM228 172V171H227ZM234 172V171H233ZM241 172V171H240ZM248 172V171H247ZM211 173H213V172H211ZM229 173V172H228ZM245 173H246V171H245ZM254 173V172H253ZM182 174V173H181ZM214 174V173H213ZM218 174V173H217ZM223 174V173H222ZM242 174V173H241ZM169 175V174H168ZM167 175V176H168ZM224 175H225V173H224ZM223 175V176H224ZM243 175V174H242ZM248 175V174H247ZM249 175H251V174H249ZM255 175V174H254ZM262 175V174H261ZM213 176H216V175H213ZM222 176V175H221ZM226 176V175H225ZM172 177V176H171ZM178 177V176H177ZM217 177V176H216ZM240 177V176H239ZM264 177V176H263ZM185 178H187V177H183L182 179H185ZM227 178V177H226ZM256 178V177H255ZM260 178V177H259ZM262 178V177H261ZM211 179V178H210ZM250 179V178H249ZM258 179V178H257ZM187 179H185V181H186ZM214 180V179H213ZM217 180V179H216ZM222 180V179H221ZM240 180V179H239ZM184 181V182H185ZM203 181H205V180H203ZM226 181V180H225ZM228 181V180H227ZM238 181V180H237ZM236 181V182H237ZM243 181H244V178H243ZM249 181V180H248ZM259 181V180H258ZM187 182H189V181H187ZM211 182V181H210ZM229 182V181H228ZM231 182H233V181H231ZM245 182V181H244ZM250 182H251V180H250ZM250 182H248V183H250ZM254 182H255V180H254ZM239 183H241V182H239ZM255 183H257V182H255ZM263 183V182H262ZM171 184V183H170ZM228 184V183H227ZM241 184H243V183H241ZM172 185V184H171ZM177 185V184H176ZM206 185V184H205ZM219 185V184H218ZM236 185H238V184H236ZM236 185H235V187H236ZM248 185V184H247ZM246 185V182H245V186H247ZM250 185V184H249ZM49 187H50V185H48ZM251 186V185H250ZM249 186V187H250ZM257 185H255V184H253V187H256ZM260 186H261V184H260ZM175 187H177V186H175ZM218 187V186H217ZM221 187V186H220ZM223 187V186H222ZM225 187V186H224ZM209 188H211V186L209 187ZM216 188V187H215ZM229 188V187H228ZM238 188H239V185H238ZM251 188V187H250ZM219 189V188H218ZM223 189V188H222ZM227 189V186H226V188H225V190ZM230 189H231V186H230ZM229 189V190H230ZM233 189V188H232ZM231 189V190H232ZM256 189V188H255ZM260 188H259V185H258V188H257V190H259ZM262 189V188H261ZM260 189V190H261ZM56 190H57V192H58V195H62V189L61 188H59L58 186L56 187ZM224 190V191H225ZM235 190V189H234ZM237 190V189H236ZM254 190V189H253ZM256 190V191H257ZM156 192H157V189L155 190ZM154 191V192H155ZM206 191V190H205ZM223 191V190H222ZM233 191V190H232ZM261 191H264V190H261ZM54 192H55V190H54ZM231 192V191H230ZM259 192V191H258ZM258 192H256V194L258 193ZM81 193H83V192H81ZM158 193V192H157ZM185 193V192H184ZM190 193V192H189ZM227 193H228V191H227ZM235 194H236V191L234 192ZM239 193V192H238ZM159 194V193H158ZM191 194V193H190ZM189 194V195H190ZM214 194V193H213ZM226 194V193H225ZM232 194H233V192H232ZM242 194V193H241ZM260 194H262L261 192H260ZM175 195V194H174ZM177 195V194H176ZM184 195V194H183ZM238 195V194H237ZM236 195V196H237ZM193 196V195H192ZM202 196H204V195H202ZM206 196V195H205ZM210 196V195H209ZM244 196V195H243ZM257 196H258V194H257ZM260 196V195H259ZM264 196V195H263ZM162 197V196H161ZM185 197V196H184ZM196 197V196H195ZM194 197V198H195ZM198 197V196H197ZM211 197V196H210ZM199 198H201V201L203 202L204 200H202V197H199ZM198 198V199H199ZM205 198V197H204ZM203 198V199H204ZM208 198V197H207ZM249 198V197H248ZM161 199V198H160ZM186 199V198H185ZM209 200H211L212 199V197H211V199L210 198H208ZM191 200V199H190ZM193 200V199H192ZM207 200V199H206ZM208 200V201H209ZM194 201H195V199H194ZM198 201V200H197ZM200 201V202H201ZM160 202V201H159ZM161 202H162V200H161ZM187 201H185L184 203H186ZM191 202V201H190ZM189 202V203H190ZM262 204H264V200L262 199L261 201H260ZM60 203H62V200H60L59 199V203L58 204H60ZM177 203H179V202H177ZM207 203V202H206ZM211 203H213V202H211ZM210 203V204H211ZM183 204V203H182ZM232 204V203H231ZM186 205V204H185ZM230 205V204H229ZM240 205V204H239ZM246 205V204H245ZM60 206V205H59ZM215 206V205H214ZM233 206H234V204H233ZM243 207H244V205H242ZM246 206H248V205H246ZM252 206V205H251ZM179 207H180V205H179ZM182 207V206H181ZM226 207V206H225ZM227 207H229V206H227ZM241 207V206H240ZM249 207V206H248ZM256 207V209H254L255 211L256 210H259L258 208H257V206H255ZM254 207V208H255ZM163 208V207H162ZM221 208V207H220ZM223 208V207H222ZM231 208V207H230ZM263 208V207H262ZM242 209V208H241ZM163 210H164V208H163ZM181 210V209H180ZM218 210V209H217ZM221 210H223V209H221ZM226 210V209H225ZM227 210H230V209H228L227 208ZM226 210V211H227ZM233 210V209H232ZM236 210V209H235ZM254 210H253V212H254ZM215 211V210H214ZM210 212L209 214H211V213H215V212ZM220 211V210H219ZM250 211V210H249ZM252 211V210H251ZM263 211V210H262ZM223 212V211H222ZM258 212V211H257ZM191 213H192V211H191ZM218 213V212H217ZM224 213V212H223ZM255 213V212H254ZM254 213H253V215H254ZM262 213H264V212H262ZM252 214V213H251ZM256 214V213H255ZM261 214V213H260ZM214 215V214H213ZM215 215H216V213H215ZM242 215H244V214H242ZM245 215H246V213H245ZM250 215V214H249ZM227 216H229V215H227ZM248 216V215H247ZM255 216V215H254ZM212 217V216H211ZM220 215H219V219H220ZM243 217V216H242ZM210 218V217H209ZM212 218H214V217H212ZM215 218H216V216H215ZM246 218H248V217H246ZM230 219V218H229ZM183 220V219H182ZM188 220V219H187ZM210 220V219H209ZM214 220V219H213ZM217 220H218V218H217ZM216 220V222H218ZM246 220V219H245ZM190 221V220H189ZM203 221V220H202ZM225 221V220H224ZM236 221V220H235ZM242 221H243V218H242ZM195 222V221H194ZM205 221H203L202 223H204ZM226 222V221H225ZM248 223H250L249 221H247ZM259 222V221H258ZM208 223V222H207ZM220 223V222H219ZM234 223V222H233ZM236 223H238V222H236ZM242 224V223H241ZM260 224V223H259ZM165 225H167V224H165ZM162 226V225H161ZM191 226V225H190ZM205 226V225H204ZM213 226H214V224H213ZM230 226V225H229ZM248 226V225H247ZM189 227V226H188ZM191 227H193V226H191ZM209 227V226H208ZM234 227V226H233ZM238 227V226H237ZM236 227V228H237ZM163 228V227H162ZM165 228V227H164ZM205 228V227H204ZM231 228H232V226H231ZM166 229V228H165ZM190 229V228H189ZM188 229V230H189ZM202 229V228H201ZM194 229L192 228V231H193ZM196 230V229H195ZM199 230V229H198ZM205 230H207L206 228H205ZM221 230V229H220ZM223 230V229H222ZM238 230V229H237ZM241 230H242V228H241ZM259 230V229H258ZM232 231V230H231ZM239 231V230H238ZM198 232V231H197ZM221 232V231H220ZM228 232V231H227ZM233 232H234V230H233ZM218 233V232H217ZM216 233V234H217ZM222 233H223V231H222ZM228 233H230V231L228 232ZM235 233V232H234ZM238 233V232H237ZM224 234V233H223ZM232 233H230V235H231ZM250 234V233H249ZM190 235V234H189ZM215 235V234H214ZM214 235H213V237H214ZM233 235V234H232ZM231 235V236H232ZM235 235V234H234ZM244 235V234H243ZM185 236V235H184ZM224 236V235H223ZM227 237L229 236V235H226ZM239 236V235H238ZM246 236V235H245ZM190 237V236H189ZM189 237H188V241L190 242V243H192L191 242V240L189 239ZM225 237V236H224ZM213 239V238H212ZM220 239H222V238H219V240ZM229 239H231L230 238V236H229ZM218 240V239H217ZM241 240L242 239H240V242H241ZM254 240V239H253ZM260 240V239H259ZM262 240V239H261ZM224 241V240H223ZM222 241V244L224 243ZM229 240H227V242H228ZM245 241V240H244ZM215 242V241H214ZM230 242H231V240H230ZM229 242V243H230ZM238 242V241H237ZM254 242V241H253ZM183 243V242H182ZM229 243H227L226 244V242H225V246H227L228 247V245H230V244H232V242L229 244ZM211 244V243H210ZM213 244V243H212ZM216 245H218V244H216ZM220 245V244H219ZM249 245V244H248ZM255 245V244H254ZM186 246V245H185ZM222 246H224V244L223 245H221V249L219 250V252L221 251V253L222 254H224L225 253V251L224 250H227V248L225 247L224 248V250L222 251ZM231 246V245H230ZM229 246V247H230ZM234 246V245H233ZM253 246V245H252ZM168 247V246H167ZM181 247V246H180ZM191 247V246H190ZM196 247V246H195ZM215 247H217V246H215ZM215 247H214V250H215ZM228 247V249H230ZM165 248V247H164ZM249 248V247H248ZM253 248H258V249H263L264 250V242L262 243V241L261 242H259V243H257L256 242V247H253ZM97 247H95L94 249H88V251L86 252V255H89V259H88V261H87V263L86 264H102L101 262H100V259H101V254L100 253H98L97 252ZM208 249V248H207ZM168 250V249H167ZM195 250V249H194ZM197 250V249H196ZM212 250H213V247H212ZM237 250V249H236ZM239 250V249H238ZM254 250V249H253ZM260 250V251H261ZM185 251V250H184ZM198 251V250H197ZM196 251V252H197ZM210 251H211V249H210ZM250 251V250H249ZM255 251V254H256V251L257 250H254ZM253 251V252H254ZM195 252V253H196ZM251 252V251H250ZM263 252V251H262ZM211 253V252H210ZM214 254L216 253V251L215 252H213ZM247 253V252H246ZM167 254V253H166ZM189 254V253H188ZM214 254H213V256H214ZM217 254H219V253H217ZM239 254V253H238ZM67 255V254H66ZM191 255V254H190ZM211 255V254H210ZM228 255V254H227ZM231 255V254H230ZM247 255V254H246ZM170 256H172V255H170ZM215 256H218V255H215ZM214 256V257H215ZM221 256V255H220ZM224 256V255H223ZM167 257V256H166ZM195 257V256H194ZM235 257V256H234ZM246 257V256H245ZM252 257V256H251ZM250 257V258H251ZM256 257V256H255ZM254 257V258H255ZM163 258V257H162ZM231 258H233V257H231ZM250 258H247V260L248 259H250ZM254 258H252V260L254 259ZM195 259V258H194ZM193 259V260H194ZM199 259V258H198ZM210 259V258H209ZM214 259H216V257L214 258ZM213 259V260H214ZM219 258H217V260H218ZM257 259H259V257L257 256ZM80 260V259H79ZM170 260V259H169ZM212 260V259H211ZM210 260V261H211ZM231 260V259H230ZM236 260V259H235ZM239 260V259H238ZM246 260V259H245ZM251 260V259H250ZM202 261V260H201ZM215 261V260H214ZM219 261V260H218ZM217 261V262H218ZM237 261V260H236ZM240 261V260H239ZM254 261H255V259H254ZM170 262V261H169ZM216 262V261H215ZM225 262V261H224ZM230 262H232V261H230ZM234 262V261H233ZM163 263H164V261H163ZM171 263V262H170ZM199 263V262H198ZM197 263V264H198ZM206 263V262H205ZM210 263V262H209ZM229 263V262H228ZM237 263V262H236ZM256 263V262H255ZM155 264V263H154ZM156 264H158V262L156 263ZM202 264H204V263H202ZM222 264V263H221Z\"/></svg>", "mask_w": 264, "mask_h": 264}]
</instances>
